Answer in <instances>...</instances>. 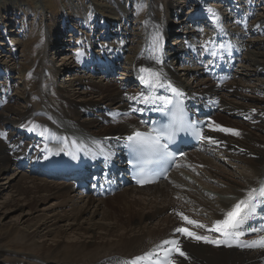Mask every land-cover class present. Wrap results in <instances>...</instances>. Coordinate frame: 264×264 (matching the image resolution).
Instances as JSON below:
<instances>
[{"label":"rangeland","instance_id":"374dc122","mask_svg":"<svg viewBox=\"0 0 264 264\" xmlns=\"http://www.w3.org/2000/svg\"><path fill=\"white\" fill-rule=\"evenodd\" d=\"M171 1L173 4L170 3V0H0V97L10 99L11 105L23 111H30L35 117L42 119L44 118L43 114H39V110L43 107L42 93H47V90H50L54 84L55 92H57L55 96L57 105L60 98H65L75 103L84 102V100L90 98H100L99 92H92L91 94L89 92L87 95L82 94L80 96V92L85 91L81 90V82L102 83L104 85L111 82V84L115 85L124 84L125 88L132 92L140 91V88H134L135 82H129L127 87V83L123 79L131 76V79L138 81L134 76V72L129 70L134 66L132 60L139 54L138 51L141 50L140 47L142 46L140 44L147 30L145 21L147 16H151L155 21L169 20L170 25L165 30V33H168L170 37L168 42L169 52L172 48L171 46L177 43V48H173L170 55L174 65L178 67L176 69L177 73L172 70L173 73L177 75V78L179 77L184 83L190 84L194 89L204 88L206 84L202 81L206 80L204 82L208 84L211 81L201 76L202 69H199V67L198 71H194L197 67H192L188 64H176L177 61L174 60V54L184 44L186 45L189 42L180 41L178 43L179 36L176 35L179 34L180 29L185 31L188 25L192 26L188 17L197 11L196 6H199V1L203 2L205 0ZM218 1L221 0H212L210 5H214ZM243 1L246 0H237V3L242 4ZM251 1L253 0L249 2ZM116 3L119 4L116 5ZM167 3H170L171 6L167 7ZM253 3L259 5L250 3V5L254 6L253 15L250 17L254 18L253 20L251 19V22L257 21L258 24H261L259 26L263 27L264 24L260 20L262 18L261 15L264 16V0H255ZM126 6L129 10L127 14H125L126 10L124 8ZM200 8L199 12L201 13L203 12L202 4ZM153 9H155L156 13L152 12ZM243 12L240 11V16ZM225 14V18H227L228 14ZM245 15L246 13H244ZM251 28L253 29V27ZM246 32H250L248 33L249 35L247 34V44L244 49L247 54V62L241 70L234 72V77L229 82H239L240 84L237 85L244 89L243 92L245 94L257 95L264 99V72L255 74L256 61L250 59L247 52V50H260L255 47L257 45L250 46L249 42L253 39L260 43L264 42V31L263 33L259 31L253 33L249 29ZM191 33L194 32L191 31ZM251 35L254 36L251 38ZM107 36H109L108 39ZM123 36L126 37V40L121 39ZM119 41L127 42L124 51L125 56L118 60L123 64V71H127L126 74L125 72L121 73V80L118 78L120 76H109L108 79H104L103 75H94L93 72H88L93 67L92 65L77 63L82 50H88L92 43L109 42L114 46H110L108 43L106 47L110 50H115ZM190 43L193 42L190 41ZM97 45L95 44L94 50L98 51L100 49L99 51H101V47L99 48ZM182 51L188 52L189 50L184 49ZM168 63L171 66V61L168 60ZM239 66L242 65L240 64ZM171 68L173 67L171 66ZM186 68L188 69L185 70ZM57 70H60V73H57ZM198 74L200 76H197ZM193 80L195 81L194 83ZM77 90L78 92H76ZM118 107L117 103H113L110 108L115 113ZM5 111V109L2 110L0 108V114H5ZM97 114H99L98 111ZM75 118L79 123H82L81 120H90V116L83 113ZM213 120L222 128L237 129L241 127L248 129L245 121L241 118L228 115L222 110H219ZM75 125L78 126V124L72 123L71 130H79ZM262 126L264 127V123ZM12 127L13 124L7 126L0 124V130H15L14 127L11 129ZM256 137L264 141V130L260 129L257 131ZM38 141H40L38 138H32V142ZM92 143L97 145L95 142ZM223 152L226 156L220 152L215 154L216 156H221L222 159L211 155L213 159L215 158V161L206 157L207 151L204 152L205 154H197L198 157L202 158L205 155L204 157L208 160L210 169H205L201 166L197 167L196 165L190 167L194 170L186 171L180 169L173 174L171 179L175 180L182 172L191 185L197 188L198 191L196 193L198 192V195L195 196L194 201L196 205L200 204L199 202H203V199L210 204V207H219L221 201L232 196L229 194L231 186L241 181L244 173H249L247 169L248 163H245L246 159L234 157L224 149ZM249 155L247 153L243 157L248 158ZM30 177L35 178L36 182L40 184L60 182L41 175L29 174L27 170L15 163H10L0 174V247L4 249V252H8L4 255H8L10 258L20 257L23 260H28L22 257L24 256L22 255L23 251L29 252L35 248L39 252L50 256L48 259L62 260L68 257H86L84 255H87L84 258L87 259L92 254H80L78 248L88 242L89 238L86 237V233L91 227L96 229L98 237H100L95 240L93 249L95 247L103 248L102 250L104 251L115 249L123 257L128 253L124 249L125 244L122 245L123 243H121V238L124 239L130 234L136 233L139 228L134 225L133 230L130 232L125 230L124 222L130 219V215L132 216L135 212L133 209L132 214L128 213L129 211L126 210L122 198L118 194L124 192L125 189H130V187L124 188L111 197H95L100 201L102 198L104 206L102 205L103 209L94 215L93 208L88 211H79L77 209L74 214L69 215L70 213L65 212L70 209L67 204L64 206L56 205L62 199H56L52 195L46 196V193L30 194L27 197L22 195L19 190V184L21 180H27L31 184L30 181L32 179ZM172 182L169 181V183ZM169 183L164 181L162 185H169ZM142 194L143 192H137L134 195L141 196ZM69 195L81 197L82 200L77 205V207H81L86 200L84 195L87 194H83L81 189L74 187L70 190ZM130 199L133 200V197L130 196ZM135 209H138V207H135ZM181 209H183L184 213L193 214L188 209L187 202H185V207L177 206L173 209L178 217L180 213H183ZM202 215L200 213L196 214L197 217L206 219L209 223L211 218H206ZM163 217L164 215H160L156 220H149V222L145 223H148L150 228L157 227L159 219ZM46 219H54V223H57L58 228L49 233L47 231L44 232L45 230L42 233L34 232L38 227V222L42 223ZM117 224L119 225L117 226ZM108 231L112 234H107ZM43 233H46L47 236H43ZM99 252L101 251L97 250L95 253L98 254Z\"/></svg>","mask_w":264,"mask_h":264},{"label":"bare ground","instance_id":"6f19581e","mask_svg":"<svg viewBox=\"0 0 264 264\" xmlns=\"http://www.w3.org/2000/svg\"><path fill=\"white\" fill-rule=\"evenodd\" d=\"M170 3L173 4L171 0ZM170 3H167V7L171 6ZM250 3L252 5H259L253 3V1ZM117 4L119 3H116V5ZM124 8L126 10L125 14H127L129 11L127 6ZM152 12L156 13L155 9H153ZM222 14H219V16H222L223 19L226 17V14ZM261 17L260 21L264 24V16L261 15ZM145 21L147 30L140 44L142 46L140 47L141 50L138 51L139 54L132 60L134 63L133 68H130V70L128 68L130 72H134L135 78L140 81V91L132 92L125 88L124 84L115 85L111 84V82H108L107 85L102 83L96 84L94 82H81V90L85 91H79L80 96L82 94L87 95L89 92L90 94L92 92H99L100 98L93 99L89 97L90 99H86L84 102L79 103L60 98L59 104L57 105L55 99L57 92H55L54 84L50 90H47V93H42V96L39 94L43 99V107L39 110V114H43L44 116L42 119L40 117H35L30 111H23L11 105L9 102L10 99L8 100L0 97V108L6 110L5 114H0V124L6 126L13 124V127H15V130H0V174L10 163H15L19 166L22 161L28 158L38 161H48V155L59 154L66 157H68L70 153L82 155L85 148L91 152L90 154H96L98 149L94 148L92 142L97 143V147L110 148L109 146H111L112 143L110 136L118 135L119 133L128 134L135 129L141 128L140 125L142 120L137 116L129 115V113L135 112L141 102H145V98L149 95L154 92H161L162 86H159V82L162 83L163 79L167 81L174 79L176 80L174 82L179 81L190 95H192L191 91L200 94L206 93L208 95L215 93L217 97L221 98L222 104L220 110L228 115L241 118L245 121L248 129L241 127L233 129L238 130L240 133L239 135H235L230 132L216 130L218 124L210 120L206 129V141L214 144V146L219 145V147H222L228 154L234 157L246 159L245 163H248L247 169L249 173H244L242 175L243 179L231 186L229 194L232 196L221 201L219 207H210V204L203 199L202 201L204 203L199 202L200 204L196 205L194 201L195 196L198 195V192L196 193L198 190L191 185L182 172L177 179L172 180V183L167 182L168 178L165 182L169 183V185H162L164 182L162 181L157 185L145 188L130 187V189H125L124 192L118 195L122 198L126 210L129 211L128 213L132 214L133 209L135 212L132 216L130 215V219L124 222L125 230L130 232L133 230L134 225H137L139 229L136 233L130 234L124 239L121 238L122 245L125 244L124 249L128 251L124 257L119 255L115 249L111 251H104L102 250L103 248L99 249L97 247L93 249L95 240L100 237H98L96 229L91 227L86 233V237L89 238L88 242H85V244L79 247L80 249L78 248L80 254H92L87 259H84L87 255H84L86 257H68L62 260L48 259L50 256L34 248V250L29 252L23 251L22 255L24 256L22 257L28 259L23 260L20 257L10 258L8 255H4L8 252H4V249L0 247V264H120L123 258H132L146 251L156 250L157 248L164 250L170 245L164 244V241L172 240H179L182 250L188 254L187 259L175 254L174 258L177 264H264V248L262 247H252L248 250L218 248L212 246L210 243L197 241L194 238H189L182 233L176 232V229L179 227H187L190 231H194L201 236H210L206 228H193V225L187 224L182 219L181 215L178 217L175 214V210H173L177 206L182 208L185 207V202H187L188 209L193 212V214H187L188 212L184 213L183 209H181L183 214L211 228L213 224H209L206 219L197 217L196 214H203L202 216L211 218L214 223L217 220L224 219L225 214L232 210L233 206L238 201L246 199L250 189H258L260 185L264 183V141L256 137L257 131L260 129L264 130L262 126L264 123V99L257 95L245 94L243 92L244 89L237 85L240 83L233 81L219 88L208 78V80L211 81L209 84L204 82L206 80L202 81L206 84L204 88H191L192 86L190 84L184 83L173 73L168 63V55L165 56L162 51L161 42L163 41L165 30L170 25L169 20L155 21L151 16H147ZM260 28L262 27L256 23V29L259 30ZM224 30H226L225 32L229 35L239 33L238 29L234 30L230 27H226ZM208 36L214 39L212 35H207L206 37ZM108 43L109 42L92 43L88 50H82L77 63L96 67V65L102 62H117L125 56L126 41H119L115 50L108 49V47H106ZM193 43L189 44L188 42V44H184L180 49L190 50ZM95 44H98L97 46L99 48L101 47V51H99L100 49L98 51L94 50ZM249 44L250 46L257 45L255 47H257L258 50L260 49L259 51L247 50L249 58L256 61L255 65L257 68L255 69V74H260L264 72V42L260 43L253 39ZM109 45L114 46L111 43H109ZM242 46H244V43H242ZM195 47H199V44H196ZM187 69L188 68L185 70ZM196 70H198V68L194 69V71ZM56 72L60 73V70ZM203 73L204 72H202V74ZM145 81L149 83L146 84ZM76 92H78V90ZM113 103L119 105L115 113H113L110 108ZM97 111L99 114H97ZM82 113L90 116L89 121L79 118L83 124L81 122L79 123L75 118ZM123 114H127V116L124 117ZM72 123L78 124V126H75H77L79 130H71ZM32 138H38L40 141L32 142ZM56 139L58 140L56 141ZM247 153L250 154L249 157H243ZM197 154L199 155L200 152L196 151V153H190L185 160L188 161L191 166L197 165V167L201 166L205 169H210L211 167L208 160L204 157L205 155H203L202 158L198 157ZM206 157L215 161V158L213 159L212 156ZM30 178L32 179L30 181L31 184H29L27 180H21L19 184V190L25 197L30 194L46 193V196L52 195L56 199H62V201H59L56 205L64 206L67 204L70 209L68 212H65L70 213L69 215L74 214L77 209H79V211H88L93 208V215L103 209L102 205L104 200L101 198L100 201L92 195H84L86 200L81 207H77L82 199L81 197L78 198L74 197V195H69L70 190L75 187L72 181L60 180V182H55L53 184H40L36 182L35 178ZM137 192H143V194L141 196L134 195ZM130 196L133 197V200L130 199ZM135 207H138V209H135ZM105 212L107 211L105 210ZM160 215H164V217L159 219V223L156 221V223H158V225H156L157 227L150 228L149 224L145 223L149 222V220H156ZM180 223H184V225L181 226L182 224L180 225ZM56 224V222L54 223V219H46L42 223L38 222V227L34 232L42 233L43 230H45L44 232L47 231V233L52 232L58 228ZM126 224L128 225L126 226ZM118 225L119 224H117V226ZM107 234L112 233L108 231ZM45 235L47 236L46 233H43V236ZM126 244H130L128 245L130 247ZM43 247L45 246L43 245ZM97 250L102 253L99 252L96 254L95 252H97Z\"/></svg>","mask_w":264,"mask_h":264},{"label":"snow or ice","instance_id":"6c2138e0","mask_svg":"<svg viewBox=\"0 0 264 264\" xmlns=\"http://www.w3.org/2000/svg\"><path fill=\"white\" fill-rule=\"evenodd\" d=\"M145 83H149L145 81ZM147 102V98H145ZM216 130L230 132L235 135H239L238 130L226 129L222 128L219 125L216 126ZM205 138V137H201ZM210 139V138H209ZM128 140H135L138 144H148L151 146H155L158 142L152 139L145 137V134L136 132L134 136L128 137ZM215 142V141H213ZM264 198V183L260 185V187L252 188L249 190L246 199L238 201L232 208V210L228 211L225 214L224 219L217 220L215 224L208 228V226L203 223L191 219L188 216H185L183 213H180L182 219L190 225H194L199 228H206L208 231H214L220 233L224 239H213L210 236H201L194 231H190L187 227H179L176 229V232L184 234L186 237L194 238L198 241H203L205 243L214 244L217 246L226 245L231 247L229 244V240H233L239 236L244 235L242 231L239 229L245 223L246 214L253 213L256 208L257 198ZM164 244H170L171 247L164 249V256L167 261V264H177L176 259L174 258V254H178L180 257L188 258V254L182 250V246L180 245L179 240L172 241H164ZM242 247H262L264 248V236L260 237L258 240L251 241L246 245H239ZM145 257H137L134 261H121L120 264H137L138 261L144 259Z\"/></svg>","mask_w":264,"mask_h":264}]
</instances>
